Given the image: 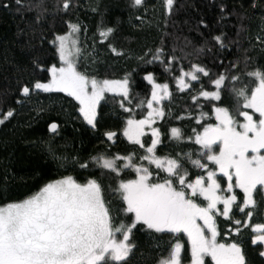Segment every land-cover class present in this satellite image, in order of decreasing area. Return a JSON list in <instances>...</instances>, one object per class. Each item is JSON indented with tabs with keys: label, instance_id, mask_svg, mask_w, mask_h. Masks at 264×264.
Masks as SVG:
<instances>
[{
	"label": "snow or ice",
	"instance_id": "6c2138e0",
	"mask_svg": "<svg viewBox=\"0 0 264 264\" xmlns=\"http://www.w3.org/2000/svg\"><path fill=\"white\" fill-rule=\"evenodd\" d=\"M162 2L166 14L171 15L175 0ZM70 3L71 0H62V8L68 10ZM144 3L145 0H132L135 8ZM15 4L24 7L23 0H15ZM257 6V0H253L250 7ZM41 18L38 14L37 20ZM261 21L264 25V16ZM68 28L69 32L57 34L51 41L60 66L53 64L47 69L51 77L47 82L37 80L32 88L23 86V95L28 97L33 90L66 93L78 102L79 114L87 125L96 129L101 101L107 94H114L115 104L128 114L123 120L122 136L137 147L127 155L100 154L82 160L78 154L58 155L51 144L47 145L52 160L65 172L69 163L73 171L78 168L83 172L89 170L91 161L93 169L87 176L61 174L22 198L5 196L0 203V264H129L138 247L134 237L140 231L149 236L186 235L191 248L190 264H206L205 257H210L213 264H248L240 242L219 239L220 217L228 228L227 234L241 235L242 229H251L250 243L261 246L259 255L264 257V223H251L254 214L264 208V64L250 67L254 58L245 49L242 59L219 65L223 72L211 73L196 63H190L188 70L179 66V75L172 78L180 91L193 89L192 82L201 84L190 97L200 111L197 115L188 113L196 127L186 134L173 126L168 139L177 145L187 141L199 147L182 156L157 155L162 133L154 124L170 114L160 106L162 99L171 97L169 84L157 83L148 72L143 79L151 85V96L140 99L139 94H132L130 73L121 79L101 80L79 71L73 57L81 55V49L77 47L78 40L72 39L71 47L69 40L80 32V25L69 23ZM98 31L102 40H108L115 29L104 27ZM226 39L223 32L210 35L197 52L203 53L206 47L211 51L208 45L216 47L217 52L230 44L239 47L238 41L226 43ZM256 39L264 46V36ZM108 46L123 55L110 43ZM137 59L143 65L159 61L166 72H171L173 64L182 58L174 51L166 53L163 47H156ZM202 77L214 85V90L206 89ZM225 92L231 107L223 104ZM201 97L207 102V112ZM134 99L138 101L135 108L142 111L146 104V115L140 119L130 107ZM13 116V109L0 112V125ZM57 129L56 123L49 125L53 133ZM146 129L151 133L150 143L143 139ZM103 135L115 143L116 131L108 130ZM185 163L198 171L190 172ZM125 172L134 173V178H124ZM0 191H8L6 175ZM182 247L177 239L168 257L159 264H181Z\"/></svg>",
	"mask_w": 264,
	"mask_h": 264
},
{
	"label": "trees",
	"instance_id": "16d2710c",
	"mask_svg": "<svg viewBox=\"0 0 264 264\" xmlns=\"http://www.w3.org/2000/svg\"><path fill=\"white\" fill-rule=\"evenodd\" d=\"M252 2L175 0L174 11L168 15L163 2L159 0H145L144 6L140 8L133 7L132 0H71L68 10L62 8V0H23L24 7H17L15 0H0V112L14 110V116L0 125V186L5 175L8 180L7 193L0 191V203L4 202L6 195L16 199L37 191L44 183L59 178L61 174L87 176L88 171H92L91 161L88 171L82 172L78 168L73 171L71 163L67 165V172L58 168L47 151L49 144L58 155L78 154L82 160L100 154L127 155L137 147L122 136L123 120L128 114L115 104L112 98L114 94H107L106 100L101 101L96 129H92L82 119L75 100L62 92L33 90L30 96L23 95V86L32 88L37 80L47 82L50 79L47 69L53 64L59 65L51 41L55 35L69 32V23L80 25L81 42L84 33L90 38L91 45L79 44L93 53L91 58H85L89 63H84L81 55L76 56L77 61H80L79 71L83 69L88 75L101 80L121 79L130 73L132 94H139L140 99L151 96V85L143 79L148 72L153 74L157 83L169 84L171 97H165L161 107L166 113L170 110V114L154 124L162 133V144L157 146V155L176 156L180 153L182 156L189 150L194 152L199 146L187 141L179 145L170 141V128L180 127L187 134L192 127L197 126L188 113L191 111L197 115L200 111L190 97L201 84L192 82L193 89L180 91L172 77L179 75V66L188 70L190 63L204 65L211 73L223 72L224 68L219 65L242 59L245 49L247 55L254 58L250 67L264 64V46L256 39L257 36H264L261 21L264 0H257L256 8L250 7ZM4 4L9 7H3ZM38 14L42 15L40 20H37ZM137 17H142V20ZM104 27L115 29L108 40H102L99 36L98 29ZM221 32L226 34V43L228 40L238 41L239 47L230 44L228 48L217 52L216 47L208 45L211 51L206 47L203 53L197 52L205 45L206 37ZM109 43L123 55L112 52ZM156 47H163L166 53L174 51L177 57L182 58L173 64L171 72H166L159 61L143 65L137 59L148 49L155 50ZM147 58L151 59L150 56ZM202 82L207 90H214V85H209L207 78L202 77ZM115 100L118 101L119 97L116 96ZM137 102L134 99L130 107L134 109L136 119H140L146 115V104L142 111L135 108ZM200 103L205 105L204 111H209L204 98H200ZM223 104L232 105L227 92L223 93ZM177 116L183 119L178 120ZM53 122L58 125L55 133L49 130ZM108 130L117 132L115 143L107 141L103 135ZM150 136V131L146 129L143 139L150 143ZM185 166L190 172L198 171L192 169L190 164L185 163ZM152 168L155 169V165ZM95 174L99 175L98 169ZM122 176L131 179L134 173L125 172ZM237 218L243 219L242 216ZM219 221L221 242H240L248 264H264V257L259 255L261 246L250 243L251 229H242L241 235L235 232L227 234L228 228L223 218L220 217ZM251 223H264V208L254 214ZM134 239L138 247L129 264H159L162 258L168 257L171 245L177 239L183 245V259L191 260L185 235L155 233L149 236L140 231L136 232ZM205 260L206 264H213L210 257H205Z\"/></svg>",
	"mask_w": 264,
	"mask_h": 264
},
{
	"label": "rangeland",
	"instance_id": "374dc122",
	"mask_svg": "<svg viewBox=\"0 0 264 264\" xmlns=\"http://www.w3.org/2000/svg\"><path fill=\"white\" fill-rule=\"evenodd\" d=\"M157 1V0H156ZM159 1H162V0H159ZM79 34H80V32L79 33H77V34H74L72 37H70V40H69V46L71 47V40L72 39H76V40H78V44H77V47H78V45L80 44V42H81V40L79 39ZM81 39H82V44L81 45H83V44H87V45H91V43L89 42V37L88 36H86V34L84 33V35H81ZM80 46V45H79ZM85 48V47H84ZM82 46H80V49H81V57L83 58V61H84V63H89L88 61H85V58L88 56V58H91L92 57V55H93V53L92 52H89V48H85L84 49ZM74 58V60H75V62H76V66H77V69H78V64L80 65V61H77V59H76V56H74L73 57ZM58 60H59V57H58ZM88 60V59H87ZM60 66V61H59V65H58V67ZM81 72H84L83 71V69H81L80 70ZM91 76V75H90ZM51 78V77H50ZM65 95H67L66 93H64ZM111 94V93H110ZM72 98V97H71ZM72 99H74V98H72ZM162 101H163V99L161 100V102H160V106L162 105ZM77 104H78V102L77 101H75ZM82 117V116H81ZM82 119H83V117H82ZM125 139L127 140V138L125 137ZM128 141V140H127ZM129 142V141H128ZM129 143H131V142H129ZM182 234V233H181ZM182 235H184V234H182ZM186 236V235H185ZM187 237V236H186ZM190 246V245H189ZM182 250H183V247H182ZM182 250H181V264H190V261L191 260H189V261H186V260H184L183 259V255H182ZM190 256H191V248H190ZM188 257V256H187Z\"/></svg>",
	"mask_w": 264,
	"mask_h": 264
}]
</instances>
